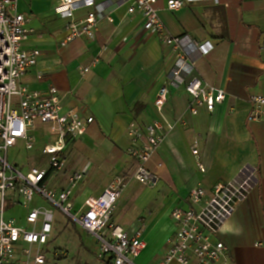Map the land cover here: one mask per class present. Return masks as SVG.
<instances>
[{"label":"crops","instance_id":"obj_1","mask_svg":"<svg viewBox=\"0 0 264 264\" xmlns=\"http://www.w3.org/2000/svg\"><path fill=\"white\" fill-rule=\"evenodd\" d=\"M59 2L18 0L16 8L27 19L23 49L40 51L21 84L42 93L52 85L63 112L74 109L93 118L83 136L70 140L66 170L51 173L48 187L59 192L72 173H83L71 194L74 210L82 209L87 198L100 196L116 177L132 172L129 126L144 128L164 119L173 129L147 164L157 181L148 188L130 182L116 204L114 222L129 235L142 230L145 250L157 240L159 261L176 229L171 212L188 206L190 191L198 186L209 191L247 173L251 188L216 238L226 245L231 264H264V122L248 121L250 96L264 95V0H204L177 11H170L166 1L157 3L167 34L213 46L206 56L191 50L184 58L160 35L145 30L141 13L130 14L128 3L117 0H98L112 21L99 23L94 40L76 38L62 45L68 20L55 12ZM89 11H77L75 19ZM95 58L97 66L81 75L79 67ZM193 77L225 91L224 102L213 112L188 113L186 84ZM162 87L168 93L159 114L154 100ZM195 143L198 156L192 153ZM37 147L41 150L42 144ZM44 201L36 196L27 208L9 198L4 219L29 229V209L48 208Z\"/></svg>","mask_w":264,"mask_h":264},{"label":"built area","instance_id":"obj_2","mask_svg":"<svg viewBox=\"0 0 264 264\" xmlns=\"http://www.w3.org/2000/svg\"><path fill=\"white\" fill-rule=\"evenodd\" d=\"M161 1H166L170 11H177L204 0H117L119 4L128 3L130 14L141 13L145 30L160 35L162 42L178 51L182 58L189 57L191 50L208 55L213 50L210 42L197 43L188 36L173 37L164 31L156 8ZM17 3L18 0H0V264H45L41 248L48 244L53 231L54 208L95 238L97 257L103 264H137V258L147 246L143 231L129 235L117 225L113 220L115 207L130 182L149 187L156 183L157 177L147 164L162 146L173 124L164 119H157L144 128L132 123L128 128V154L134 163L132 172L116 177L100 196L87 198L84 207L75 211L71 194L84 174L72 173L66 187L59 192L50 189L46 180L51 173L64 171L70 140L83 136L93 118H83L74 109L63 112L58 89L52 85L42 93L21 84L22 77L36 65L40 51L23 49L28 33L27 19L16 12ZM83 9L90 11L84 18L75 19V13ZM55 12L68 20V35L62 45L76 38L94 40L99 23L105 19L112 21L104 14L98 0H60ZM189 62L193 68L195 62ZM98 63L99 59L95 58L89 66H80V74H88ZM186 91L190 96L188 113L191 116L198 115L203 108L213 112L226 98L222 88L198 77L189 80ZM167 93L166 87L160 88L154 100L159 114ZM249 101L248 121L264 122V95H251ZM19 142L29 151L41 143L47 167L32 166L23 171L11 163L8 152ZM192 153L199 155L196 143ZM198 167L204 171L199 161ZM251 182L252 176L243 173L233 181L216 184L209 191L201 186L193 188L188 206L177 207L171 212L176 229L167 241L164 256L154 264H231L226 256V245L216 237L224 221L246 198ZM36 196L45 200L49 207L29 209L26 217L29 229L4 219L9 198L29 208Z\"/></svg>","mask_w":264,"mask_h":264},{"label":"rangeland","instance_id":"obj_3","mask_svg":"<svg viewBox=\"0 0 264 264\" xmlns=\"http://www.w3.org/2000/svg\"><path fill=\"white\" fill-rule=\"evenodd\" d=\"M8 160L23 171H27L32 166H47V157L41 150L37 147L35 150L29 151L24 147L23 142H19L17 146L9 150ZM66 167L64 170H66ZM78 186L73 192L76 191ZM148 187L146 186V188ZM44 203L47 204L45 201ZM8 204L7 200L5 209L9 208ZM45 204L43 206H46ZM132 211L134 212V208H132ZM53 212V231L48 244L41 248L42 253L46 257L45 264H103L97 257L98 245L95 238L83 231L79 226H73L72 222L69 221V217L58 209L54 208ZM158 248L157 240H154L137 258L136 263L154 264L158 261V257H156Z\"/></svg>","mask_w":264,"mask_h":264},{"label":"trees","instance_id":"obj_4","mask_svg":"<svg viewBox=\"0 0 264 264\" xmlns=\"http://www.w3.org/2000/svg\"><path fill=\"white\" fill-rule=\"evenodd\" d=\"M69 221H71L72 222V224H73V226H75L76 227V224L72 221V220H69Z\"/></svg>","mask_w":264,"mask_h":264}]
</instances>
